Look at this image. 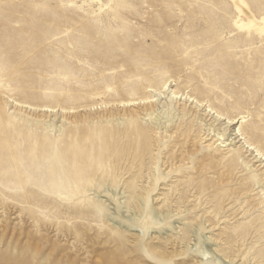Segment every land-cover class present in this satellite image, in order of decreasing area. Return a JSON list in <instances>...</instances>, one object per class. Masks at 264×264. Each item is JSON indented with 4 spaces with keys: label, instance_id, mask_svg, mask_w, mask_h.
Returning a JSON list of instances; mask_svg holds the SVG:
<instances>
[{
    "label": "rangeland",
    "instance_id": "rangeland-1",
    "mask_svg": "<svg viewBox=\"0 0 264 264\" xmlns=\"http://www.w3.org/2000/svg\"><path fill=\"white\" fill-rule=\"evenodd\" d=\"M238 19L0 0V264H264V36Z\"/></svg>",
    "mask_w": 264,
    "mask_h": 264
},
{
    "label": "bare ground",
    "instance_id": "bare-ground-1",
    "mask_svg": "<svg viewBox=\"0 0 264 264\" xmlns=\"http://www.w3.org/2000/svg\"><path fill=\"white\" fill-rule=\"evenodd\" d=\"M230 1L239 14V19L235 22L238 29L258 37L264 36V15L254 14L247 0Z\"/></svg>",
    "mask_w": 264,
    "mask_h": 264
}]
</instances>
